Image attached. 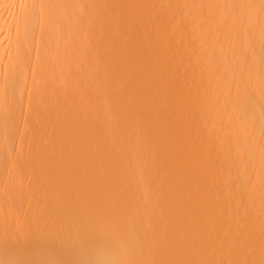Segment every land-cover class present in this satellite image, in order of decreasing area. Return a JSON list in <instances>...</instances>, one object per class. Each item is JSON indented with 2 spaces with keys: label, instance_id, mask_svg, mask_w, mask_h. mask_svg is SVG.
I'll use <instances>...</instances> for the list:
<instances>
[{
  "label": "bare ground",
  "instance_id": "bare-ground-1",
  "mask_svg": "<svg viewBox=\"0 0 264 264\" xmlns=\"http://www.w3.org/2000/svg\"><path fill=\"white\" fill-rule=\"evenodd\" d=\"M0 264H264V0H0Z\"/></svg>",
  "mask_w": 264,
  "mask_h": 264
}]
</instances>
